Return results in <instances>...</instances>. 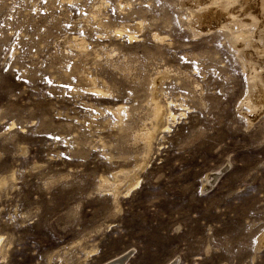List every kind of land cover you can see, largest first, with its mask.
I'll list each match as a JSON object with an SVG mask.
<instances>
[{
  "label": "rangeland",
  "instance_id": "1",
  "mask_svg": "<svg viewBox=\"0 0 264 264\" xmlns=\"http://www.w3.org/2000/svg\"><path fill=\"white\" fill-rule=\"evenodd\" d=\"M195 2L0 0V264H264V109Z\"/></svg>",
  "mask_w": 264,
  "mask_h": 264
},
{
  "label": "bare ground",
  "instance_id": "2",
  "mask_svg": "<svg viewBox=\"0 0 264 264\" xmlns=\"http://www.w3.org/2000/svg\"><path fill=\"white\" fill-rule=\"evenodd\" d=\"M188 1V0H187ZM192 1V0H191ZM200 0H196L197 3H199ZM205 1V0H204ZM253 1V3H252ZM195 2V0H194ZM195 2V5H196ZM203 2V1H202ZM207 4L204 5V8H209L213 5H215V9H217V12L215 14L223 13V15L227 14V19L223 22H219L221 29H225L230 33L231 41L235 46L238 47V49L241 51L243 58V61L248 70V81L250 83V87L252 90L259 92L260 95H249L248 98L245 100V104L250 107L251 110L254 111V113L262 111L264 109V70L260 69V63L262 62L264 64V42L258 43L252 41L249 34H246V30L242 28V25L250 24L253 27V30L257 33L258 37L261 39H264V0H206ZM248 2H251L248 3ZM187 3V2H186ZM191 3V2H189ZM201 3V2H200ZM233 3H240L241 4V13H232L228 10L229 5H234ZM192 4V3H191ZM198 5V4H197ZM236 5V4H235ZM249 5H253L252 7ZM191 6V5H190ZM194 6L192 5V8ZM197 7V6H196ZM236 7V6H235ZM189 8V7H188ZM201 8V7H200ZM232 9H234L232 7ZM191 10V9H190ZM213 10V11H214ZM201 11V10H200ZM203 11V10H202ZM201 11V12H202ZM189 12V11H188ZM191 13V12H190ZM204 13V12H203ZM197 14V13H196ZM201 13H199V21L200 23H204V25L207 24V22L212 19V16H215L212 12L211 16L208 13H205L202 17L200 16ZM189 15V14H188ZM191 15V14H190ZM195 15V13H194ZM217 16V15H216ZM193 17V15L191 16ZM197 17V16H195ZM221 17V14H220ZM219 17V18H220ZM190 18V17H189ZM188 18V19H189ZM218 18V16H217ZM223 18V17H222ZM226 18V17H225ZM224 18V19H225ZM242 18H246L247 23L242 22ZM216 19V18H215ZM189 21V20H188ZM191 21V20H190ZM189 21V22H190ZM214 21V20H213ZM212 21V22H213ZM218 21V20H217ZM215 22V21H214ZM213 22V23H214ZM199 23V22H198ZM206 23V24H205ZM194 25V23H191ZM218 24V23H217ZM203 25V26H204ZM198 26V25H197ZM202 26V27H203ZM208 26V24H207ZM214 26V25H213ZM199 27V26H198ZM246 29V26H244ZM248 27V26H247ZM191 28V27H189ZM211 28V27H210ZM194 29V28H193ZM223 29V30H224ZM196 30V29H195ZM202 30V29H201ZM205 30V29H204ZM248 30V29H247ZM251 31V30H250ZM197 32V31H195ZM248 33V32H247ZM251 34H254L253 31ZM229 37V35H228ZM229 39V38H228ZM259 40V39H258ZM260 41V40H259ZM263 41V40H262ZM233 47V46H231ZM237 50V49H236ZM238 53V52H237ZM239 58V57H238ZM241 61V60H240ZM242 62V61H241ZM262 67V66H261ZM246 74V73H245ZM153 81V80H152ZM247 81V80H246ZM152 90V87H151ZM157 91V90H156ZM253 93V92H252ZM154 94V93H153ZM149 95V94H148ZM258 97V98H257ZM154 99V98H153ZM152 102V101H150ZM155 102V101H154ZM156 102H158L156 100ZM153 105V104H152ZM162 109V108H161ZM165 112V111H164ZM169 112V111H168ZM152 113V112H151ZM250 113V112H249ZM159 108L156 107L155 109V116H159ZM169 114V113H168ZM252 114V113H250ZM259 114V113H258ZM164 115V114H163ZM152 116V114H151ZM171 116H173L171 114ZM119 117V116H118ZM154 119V118H153ZM159 119V118H158ZM153 121V120H152ZM159 122V120H158ZM154 124V123H153ZM158 124V123H157ZM161 127V126H160ZM164 127V125H163ZM167 127V126H166ZM149 128V127H148ZM158 128V127H157ZM156 128V130H157ZM152 129V128H151ZM165 129V128H163ZM167 129V128H166ZM148 134V132H147ZM155 134V133H154ZM142 138V137H141ZM146 138V137H145ZM148 140V139H147ZM144 141V140H143ZM147 144V143H146ZM146 146V145H145ZM149 149V148H148ZM145 150V149H144ZM217 171V170H216ZM207 174V173H206ZM218 173L211 172L208 173L205 176L203 187L209 188L213 186L217 179ZM134 183V182H133ZM260 244V243H259ZM131 250H126L122 252L120 255L116 256L113 259L107 260L105 262H102L101 264H124L126 260L130 257ZM166 264H174V261H169Z\"/></svg>",
  "mask_w": 264,
  "mask_h": 264
},
{
  "label": "water",
  "instance_id": "3",
  "mask_svg": "<svg viewBox=\"0 0 264 264\" xmlns=\"http://www.w3.org/2000/svg\"><path fill=\"white\" fill-rule=\"evenodd\" d=\"M104 264V263H103Z\"/></svg>",
  "mask_w": 264,
  "mask_h": 264
}]
</instances>
